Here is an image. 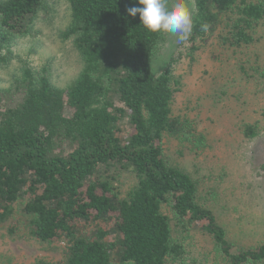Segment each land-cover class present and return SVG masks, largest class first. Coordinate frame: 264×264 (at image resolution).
<instances>
[{
	"label": "trees",
	"instance_id": "16d2710c",
	"mask_svg": "<svg viewBox=\"0 0 264 264\" xmlns=\"http://www.w3.org/2000/svg\"><path fill=\"white\" fill-rule=\"evenodd\" d=\"M43 1L0 0V66ZM237 1L194 0L193 30L184 41L189 52L198 51L234 9L223 41L236 48L252 43L264 7H238ZM68 4L62 37L73 40L83 61L77 79L57 89L44 74L36 78L25 69L16 100L0 92V223L20 201L36 240L66 243L62 264H111L114 252L116 264H186L173 223L210 237L227 264H264V244L233 251L214 212L199 202L197 182L165 156V135L187 141L194 132L191 122L172 116L170 68L157 74L151 67L163 33L127 14L139 6L136 0ZM243 135L254 138L255 127L246 126ZM117 171L137 179L123 199L112 184ZM81 226L92 230L83 234Z\"/></svg>",
	"mask_w": 264,
	"mask_h": 264
},
{
	"label": "rangeland",
	"instance_id": "374dc122",
	"mask_svg": "<svg viewBox=\"0 0 264 264\" xmlns=\"http://www.w3.org/2000/svg\"><path fill=\"white\" fill-rule=\"evenodd\" d=\"M243 2L264 7V0H238L237 6ZM43 3L0 66V92L11 100L17 98L16 85L25 69L36 78L44 74L57 89L67 88L83 69L73 40L62 37L70 23L68 0ZM168 3L174 6L176 0ZM185 3L194 15V0ZM235 13L234 9L223 14L217 29L195 52H189L184 42L177 43L176 36L163 33L151 67L157 74L170 68L172 116L193 125L190 142L164 136L165 156L197 182L199 202L214 212L237 252L264 244V17L253 26L252 43L236 48L223 41L229 36ZM248 125L256 129L254 138L243 135ZM199 137H203L201 143L195 141ZM136 183L134 174L125 171L115 172L112 182L119 199ZM21 208L19 201L11 218L0 223V264H62L66 243L36 240L29 232L30 218ZM172 227L173 238L185 247L182 261L186 264H227L210 237L193 229L182 230L174 223ZM80 229L87 234L92 227ZM117 255L114 252L111 264L117 263Z\"/></svg>",
	"mask_w": 264,
	"mask_h": 264
},
{
	"label": "clouds",
	"instance_id": "9594fccd",
	"mask_svg": "<svg viewBox=\"0 0 264 264\" xmlns=\"http://www.w3.org/2000/svg\"><path fill=\"white\" fill-rule=\"evenodd\" d=\"M139 6L127 8L131 17L139 16L141 25L153 33H170L177 37V43L189 39L193 30V14L185 0H176L170 6L168 0H136ZM207 31V25H202Z\"/></svg>",
	"mask_w": 264,
	"mask_h": 264
}]
</instances>
